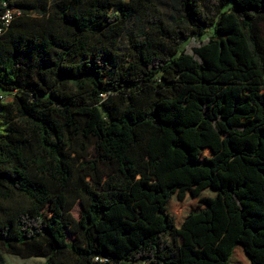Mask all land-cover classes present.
Here are the masks:
<instances>
[{"label":"trees","instance_id":"16d2710c","mask_svg":"<svg viewBox=\"0 0 264 264\" xmlns=\"http://www.w3.org/2000/svg\"><path fill=\"white\" fill-rule=\"evenodd\" d=\"M176 1L0 0V264H264V0Z\"/></svg>","mask_w":264,"mask_h":264},{"label":"rangeland","instance_id":"374dc122","mask_svg":"<svg viewBox=\"0 0 264 264\" xmlns=\"http://www.w3.org/2000/svg\"><path fill=\"white\" fill-rule=\"evenodd\" d=\"M156 2L161 9L166 21L170 24H173V19L179 18L184 15L182 8L176 0H156ZM231 4L232 3H230V5ZM213 34L214 31L212 29H209L206 33V37L212 36ZM91 153H93V151ZM81 213L82 206L80 203H78L73 209L72 215L75 219H79ZM67 238L69 241L73 240V236L70 233H67Z\"/></svg>","mask_w":264,"mask_h":264},{"label":"built area","instance_id":"2783aa9c","mask_svg":"<svg viewBox=\"0 0 264 264\" xmlns=\"http://www.w3.org/2000/svg\"><path fill=\"white\" fill-rule=\"evenodd\" d=\"M5 7H6V4H5ZM20 14H21L20 11L17 9L7 8L6 11L0 15V38L6 33V31L10 27L14 18L19 16ZM12 99H13L12 95H9L7 93L0 91V124L2 121L1 105L3 103L12 101Z\"/></svg>","mask_w":264,"mask_h":264}]
</instances>
